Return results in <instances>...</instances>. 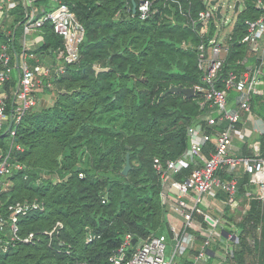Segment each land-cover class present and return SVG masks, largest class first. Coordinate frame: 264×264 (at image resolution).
<instances>
[{
  "label": "trees",
  "instance_id": "16d2710c",
  "mask_svg": "<svg viewBox=\"0 0 264 264\" xmlns=\"http://www.w3.org/2000/svg\"><path fill=\"white\" fill-rule=\"evenodd\" d=\"M257 1L241 0L243 8L237 13L230 37L224 74L237 66L239 57L250 53L240 38L247 30L245 20L264 12ZM180 2L192 16L206 8L205 0ZM156 3L158 11L141 19L133 12L132 0H33L38 15L64 4L75 12L86 31L79 60L55 81L52 103L31 109L19 126L16 139L23 150H14L12 160L21 161L24 168L15 169L6 178L0 211L7 214L8 204L18 200H36L44 208L20 218L19 234L42 233L57 221L63 228L52 238L42 234L35 244L16 241L4 251L1 245L11 236L7 223L0 230V264H112L109 257L128 233L136 238L131 249L152 234H165L170 244L174 242L168 209L161 200L162 182L153 161L155 157L165 160L182 154L189 145L187 126L204 111L200 104L203 95L197 91L190 97L182 92L164 93L172 85L194 87L201 81L197 52L184 43L197 44L203 39L204 22L187 24L176 1ZM30 8L28 0H18L0 21V43L11 42L18 54ZM214 32L212 23L206 40ZM36 33L41 42L31 51L39 60L63 47L62 36L49 21ZM30 61L36 63L35 59ZM17 78L15 72L7 83L9 93ZM262 87L261 93L252 97V109L264 121V83ZM235 94L230 92L231 97ZM241 125L239 122L238 127ZM258 139L264 157V132ZM250 143L248 138L238 141V156L253 155ZM10 144L11 139L0 130L3 152ZM213 149V143L206 142L204 154L209 156ZM127 152L131 168L123 174ZM193 164L182 167L174 178L184 180ZM43 170L58 173L63 179L44 178ZM236 175L237 196L251 200L257 185L243 168ZM256 195L254 205L240 221L228 211L222 217V229L239 237L226 253L232 264H264V244H258L264 200L260 192ZM196 217L209 225L202 215ZM205 238L199 233L190 253L197 255ZM193 263V259L189 261Z\"/></svg>",
  "mask_w": 264,
  "mask_h": 264
},
{
  "label": "built area",
  "instance_id": "2783aa9c",
  "mask_svg": "<svg viewBox=\"0 0 264 264\" xmlns=\"http://www.w3.org/2000/svg\"><path fill=\"white\" fill-rule=\"evenodd\" d=\"M173 1L179 3V10L185 16L187 24L195 26L199 21L204 22L201 34L203 39L197 44L184 43L186 47L189 45L197 52L201 81L194 88L195 92L203 95L200 104L204 111L187 126L189 145L182 154L165 160L155 157L153 161L162 182L160 195L162 203L168 209L174 242L170 244L165 234H152L131 249L134 237L128 233L123 244L109 257L112 264H180V257L188 249L193 248L196 242L195 234L191 230L203 225L197 215H202L209 222L206 238L197 254V259L204 257L213 242L222 239L217 230L222 226L225 208L229 207L231 211L235 209L238 198L236 171L240 168L250 174L252 183L257 186L259 182L262 183L260 198L264 200V179H259V176L264 174V157L261 156L260 141L251 142L253 149L251 156H237L233 145L235 136L242 134L238 124L243 114L248 118L255 116L252 97L261 93V84L264 83V12L258 18L245 20L247 30L240 41L248 46L250 53L239 57L237 66L229 68L224 74L231 46L230 37L238 12L234 11L236 19L231 30L224 31L220 22L224 16L223 11L221 9L222 15L218 17L216 5L210 7L212 0H205L206 8L200 10L196 16L186 11L180 0ZM28 2L31 8L24 22L20 54L15 52L11 42L0 43V130L11 139L8 151L3 152L0 147V192L7 184L6 178L12 175L15 169L24 168L21 161L12 160L14 150H23L16 136L24 116L39 106L41 92L46 90L55 92L56 79L66 72L70 64L79 60L80 44L86 31L75 12L64 4L38 15V8L33 5V0ZM136 3V14L141 19H147L158 11L156 0H137ZM16 4L18 0H0V8L5 7L6 12ZM257 5L264 9L262 0H258ZM232 7L234 10V4ZM227 20L226 18L225 21ZM46 21H49L54 31L62 36L63 47L39 60L36 53L31 51L37 46H31L30 42L32 40L41 42L40 34L36 31ZM212 23L215 32L206 40ZM29 33H32L30 37ZM31 59H35L36 63H32ZM15 72L18 78L9 93L6 85L12 80ZM232 90L236 92L233 100L230 96ZM206 142H212L214 145L209 156L204 154ZM189 162L194 163L190 174L184 180L175 179L174 174ZM224 172L226 174H223ZM42 175L53 181L63 179L58 173ZM80 176H83V173H80ZM219 191L224 192L226 203L222 209H218L219 215L215 217L209 212L207 195H215ZM250 195L251 192H247V196ZM43 208V204L36 200H18L8 204L7 214L0 211V230H4L7 223L10 224L11 230L10 239L1 245L4 251L16 241L35 244L41 240L42 234L49 235L50 238L59 234L63 228L61 221H57L52 229L44 230L42 233L30 231L25 235L19 234L20 218ZM173 213H177V217ZM227 237L234 243L239 241L237 235L227 234Z\"/></svg>",
  "mask_w": 264,
  "mask_h": 264
},
{
  "label": "crops",
  "instance_id": "0c3cea01",
  "mask_svg": "<svg viewBox=\"0 0 264 264\" xmlns=\"http://www.w3.org/2000/svg\"><path fill=\"white\" fill-rule=\"evenodd\" d=\"M41 37V36H39ZM40 40V39H39ZM40 42L38 41H35V40H32L30 42L31 46H38ZM264 82V80H263ZM263 84V83H262ZM262 84H261V87H262ZM263 88V87H262ZM56 96V93L53 92V91H49V90H46V91H43L39 94V106H46V105H49L50 103H52L53 99L55 98ZM234 98L232 97V100ZM253 119V126L256 125V121L255 120V117L252 118ZM246 120H248V117L246 114H243L242 116V125L239 127L240 129L244 127V123L246 122ZM255 124V125H254ZM258 124V123H257ZM256 127H258L256 125ZM245 134V133H244ZM244 134H241V135H236L235 138H238V139H234L233 141V145H234V149H235V153L236 155L238 156V152H239V144H238V141H241V140H244L245 136ZM259 135V134H258ZM258 135L257 136H253V134H250V137L248 138L249 140H251V138L253 139H258ZM252 142V141H250ZM251 144V143H250ZM251 147V145H250ZM252 152H253V149H252ZM240 156V155H239ZM251 156V155H250ZM241 157V156H240ZM211 196V198H210ZM241 197H238L237 198V202H236V205L235 207H237L238 205V202L240 200ZM207 200L210 204V207H209V212L211 213V215L213 216H218L219 215V208H223V204L226 203V196L224 194V192L222 191H219L217 194L215 195H212V194H208L207 195ZM227 208V207H226ZM225 208V212L227 211V209ZM235 212V209L233 211H230L229 213L231 215H233V213ZM175 217H177V213H173ZM224 215V214H223ZM223 217V216H222ZM234 217V216H233ZM198 220L201 222V220L198 218ZM208 227L209 225H201V226H196L194 229H192L191 231L194 232L195 234V237H196V242L195 244L197 243V237H198V234L201 233L202 235H207V230H208ZM218 231V234L221 235V238L222 239H219L217 240L216 242L219 243L220 245V248H228L229 245H233L232 241L230 239H228L227 237V233L222 229V227L219 228ZM223 231V232H222ZM224 237V238H223ZM220 242H224V243H220ZM195 246V245H194ZM219 246H216L214 247L213 245V248L212 246L208 249L206 255L202 258H199L197 259V255H194L193 253H190V249H188L181 257H180V261H181V264H189V261L190 260H194V263H197V264H200L199 261H204L205 263L206 262H209L210 260H212L213 258L217 260V263L216 264H228V260H227V251L226 250H221V249H216L218 248ZM192 249V248H191ZM207 264V263H206Z\"/></svg>",
  "mask_w": 264,
  "mask_h": 264
},
{
  "label": "rangeland",
  "instance_id": "374dc122",
  "mask_svg": "<svg viewBox=\"0 0 264 264\" xmlns=\"http://www.w3.org/2000/svg\"><path fill=\"white\" fill-rule=\"evenodd\" d=\"M220 2V4L222 5V11H223V18L220 20V22H221V24H222V26L224 27L223 29H224V31L225 30H227V31H230L231 30V28H232V26H233V24H234V22H235V19H236V14H235V12H234V10H233V7H232V5L235 3V0H220L219 1ZM211 8H213L212 7V4H211V6H210ZM241 8H243V7H241ZM4 12H6V9H5V7L4 8H0V21L1 20H4V17L3 16H5L6 15V13H4ZM228 19L227 21H225V19ZM237 20V19H236ZM7 24H10V17L9 18H7ZM220 28V27H219ZM218 29V28H217ZM32 35V33H29L28 34V37H30ZM255 120H257L256 121V125L258 126V127H256V125L255 126H253V119L252 118H248V120H246V122L244 123V127L243 128H241L240 130H241V132H242V134H244V136H245V138L244 139H246V138H249L250 137V134H253V136H257L258 134H260L261 132H264V121L257 115V114H255ZM258 123V124H257ZM234 139H238V138H234ZM257 140V139H256ZM250 141H252V142H254L255 141V139H253V138H251V140ZM236 147V146H235ZM234 147V148H235ZM126 164V163H125ZM125 166V165H124ZM124 168V167H123ZM123 170V169H122ZM46 173H48L47 172V170H43L42 171V173L41 174H46ZM262 183L261 182H259V184H258V189H256V191H255V196L254 197H252V198H250L251 200H249V198H243V197H241L240 198V200H239V202H238V205H237V207H235V212L233 213V216H234V218H235V221L237 222V221H240L241 219H242V217H243V213H244V211H245V209L246 208H248V207H250V206H253L254 205V200L256 199V197H257V195L256 194H258L260 191H262ZM248 197V196H247ZM251 197V196H250ZM210 198H211V196H210ZM227 209V211L228 212H230L231 211V209L229 208V207H227L226 208ZM258 236H259V242H258V244L259 245H262V244H264V220H263V222H262V224L260 225V228L258 229ZM231 240V239H230ZM253 241V240H252ZM220 243H224V242H220ZM233 244V243H232ZM213 245H214V247H216V246H219L218 248H216V249H221V250H226V251H228L230 248H220V245H219V243H217V242H213V244H212V248H213ZM230 246V245H229ZM228 246V247H229ZM258 246V245H257ZM262 260H263V257L261 256L260 257V262H262ZM199 263L200 264H216L217 263V260L216 259H212V260H210L209 262H204V261H199ZM227 264V263H226ZM228 264H232L231 263V261L229 262L228 261Z\"/></svg>",
  "mask_w": 264,
  "mask_h": 264
},
{
  "label": "water",
  "instance_id": "95a60500",
  "mask_svg": "<svg viewBox=\"0 0 264 264\" xmlns=\"http://www.w3.org/2000/svg\"><path fill=\"white\" fill-rule=\"evenodd\" d=\"M220 0H212V5H216V13L218 17H221L222 15V5L219 3ZM133 3V12L136 13L137 11V3L136 0H132ZM241 0H235L234 3V11L238 12L240 7ZM168 92H182L187 96H192L195 93V88L192 86H183V85H172L170 86L164 93ZM127 160L126 164L122 170L123 174H127L131 168V161H130V152H127ZM133 242H136V238L133 239Z\"/></svg>",
  "mask_w": 264,
  "mask_h": 264
},
{
  "label": "bare ground",
  "instance_id": "6f19581e",
  "mask_svg": "<svg viewBox=\"0 0 264 264\" xmlns=\"http://www.w3.org/2000/svg\"><path fill=\"white\" fill-rule=\"evenodd\" d=\"M259 179L261 180V179H264V174H261L260 176H259Z\"/></svg>",
  "mask_w": 264,
  "mask_h": 264
}]
</instances>
